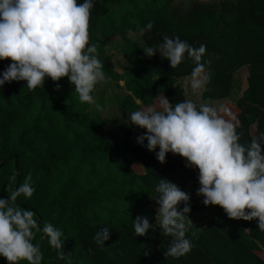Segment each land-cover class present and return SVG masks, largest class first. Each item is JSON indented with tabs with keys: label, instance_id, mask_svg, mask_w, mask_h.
Wrapping results in <instances>:
<instances>
[{
	"label": "trees",
	"instance_id": "16d2710c",
	"mask_svg": "<svg viewBox=\"0 0 264 264\" xmlns=\"http://www.w3.org/2000/svg\"><path fill=\"white\" fill-rule=\"evenodd\" d=\"M149 20L152 29L141 33ZM130 33L141 35V45L127 38ZM164 35L179 36L194 47L206 45L209 81L202 100L232 96L234 74L245 67V91L235 107H221L238 119L241 143L253 136L252 126L255 133L264 130V0L195 2L184 12L171 0H95L89 43L96 44L98 58L110 60L104 47L111 37L124 40L120 48L126 70L117 75L103 63L105 76L123 82L120 135L105 130L107 122L79 102L66 77L55 82L59 90L50 78L33 91L26 81L0 88V198L31 173L35 192L17 202L33 210L38 222L59 227L66 239L62 251L70 252L57 260L38 232L34 243L40 245L43 264H264V232L256 229V221L229 219L219 206L199 232L189 229L193 248L178 259L163 255L171 237L161 236L158 228L143 237L133 234L132 220L138 215L155 224L151 198L159 178L186 193L190 186L199 187L197 169L186 168L184 158L171 153L159 163L158 148L149 152L138 145L135 138L144 130L127 120L129 111L158 106V96L173 104L185 100L177 81L189 76L191 61L171 69L159 53L148 58L142 51L160 44ZM9 62L0 61V71ZM206 207L199 201L192 208L201 212ZM104 226L110 227L109 239L99 247L93 237ZM0 264H6L2 257Z\"/></svg>",
	"mask_w": 264,
	"mask_h": 264
},
{
	"label": "clouds",
	"instance_id": "9594fccd",
	"mask_svg": "<svg viewBox=\"0 0 264 264\" xmlns=\"http://www.w3.org/2000/svg\"><path fill=\"white\" fill-rule=\"evenodd\" d=\"M94 4L95 0H0V61H10L0 71V88L26 81V88L33 91L44 86L46 77L54 83L66 77L81 104L102 112L93 92L106 82L104 64L96 44L89 43ZM152 27L149 20L140 32ZM142 51L148 58L159 53L171 69L190 60L192 94L205 89L209 81L206 65L210 64L203 59L205 44L194 47L179 36L164 35L160 44L145 46ZM59 88L55 83L54 90ZM157 99L158 106L127 113L128 124L144 130L136 136V143L149 152L158 148L155 158L161 164L168 153L184 158L186 168L198 170L196 195L202 197L204 206H219L229 219L255 220L256 229L264 232V130L241 143L239 121L229 109L192 99L173 104L164 95ZM34 192L29 173L23 183L0 198V257L6 264H43V252L34 243L38 232L55 250L57 260L70 255L62 251L66 240L62 230L50 222H38L33 210L17 202L20 197L31 199ZM154 192L155 224L146 215H138L132 220L133 234L143 237L150 228H158L161 236L171 237L163 255L178 259L193 248L186 236L192 225L190 194L166 178H159ZM180 204L183 207L178 210ZM109 228L101 227L94 235L99 247L109 239Z\"/></svg>",
	"mask_w": 264,
	"mask_h": 264
},
{
	"label": "rangeland",
	"instance_id": "374dc122",
	"mask_svg": "<svg viewBox=\"0 0 264 264\" xmlns=\"http://www.w3.org/2000/svg\"><path fill=\"white\" fill-rule=\"evenodd\" d=\"M172 5L175 9L179 12H184L189 9L191 4L195 2H203L207 5H213L219 2V0H171ZM127 38L132 42L141 45V35L130 33L127 35ZM124 43V40L120 36L111 37L107 43L105 44L104 51L106 56L110 59L108 62L104 60L105 67L111 71V73L120 75L122 74L127 68V60L122 55L120 45ZM244 70L237 75V81L239 85V78H244ZM242 76V77H241ZM239 77V78H238ZM47 79V77L45 78ZM178 84L183 86L182 81ZM177 84V85H178ZM123 82H116L115 80L111 79L110 77L106 76V82L101 83L97 86L95 91L93 92L94 99L98 104H100L103 108L102 112H98L100 118L104 119L107 124L105 125L106 131H113L115 134L120 135V126L122 121L124 120L122 114L119 109V99L122 96L120 88L122 87ZM238 85L236 87H238ZM119 86V87H117ZM237 89H234V94H236ZM233 94V93H232ZM95 109L89 105L88 111L92 112ZM200 198V196H197ZM201 199V198H200ZM151 202L153 204V208L156 211L157 204L156 201L151 198ZM198 199H194L190 201L195 205H191V211L188 213V216L192 222V225L189 226V229L199 232V230L206 225V223L211 220L217 213V210L214 212L213 210H203L201 212L194 211L192 207H198ZM199 201V200H198ZM183 204L178 206L182 208Z\"/></svg>",
	"mask_w": 264,
	"mask_h": 264
},
{
	"label": "crops",
	"instance_id": "0c3cea01",
	"mask_svg": "<svg viewBox=\"0 0 264 264\" xmlns=\"http://www.w3.org/2000/svg\"><path fill=\"white\" fill-rule=\"evenodd\" d=\"M243 70L245 72L244 78L242 79V78H239L238 77L239 78V85H238V81L236 80L237 79V75L239 73H241ZM247 76H248V71H247V69L245 67L242 68L241 70H239L236 74H234L233 91H234V89H237L238 92H236V94H233L232 96H230V97H228L226 99H220V100H202L201 99V93H202L203 90L198 95L192 94L191 89L188 86V77L189 76L188 77L180 78L177 81V84L180 81H182L183 86L180 85V84H178V85L183 89L185 99H192L197 104L207 103V104H211L213 106H216L218 108L221 107V106H224V105H228L230 107H233V106L235 107L236 106V100L242 96V93L245 91V89L247 87V85H246V78H247ZM237 85H238V87H236ZM251 134L253 136L256 134L255 133V126H252V128H251ZM193 170L195 171L196 169H193ZM197 188H193L192 186H190L188 188L187 193L190 194V201H193L194 199H198L199 201L202 200V197H200L201 199L200 198H197V195H196ZM198 200H197V202H199ZM191 205H195V204L191 203ZM217 207L218 206L209 205V206L206 207L205 210H213L215 212L217 210Z\"/></svg>",
	"mask_w": 264,
	"mask_h": 264
}]
</instances>
